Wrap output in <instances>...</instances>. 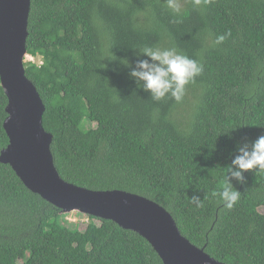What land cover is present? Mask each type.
Returning a JSON list of instances; mask_svg holds the SVG:
<instances>
[{
	"label": "trees",
	"instance_id": "1",
	"mask_svg": "<svg viewBox=\"0 0 264 264\" xmlns=\"http://www.w3.org/2000/svg\"><path fill=\"white\" fill-rule=\"evenodd\" d=\"M177 3L30 0L26 53L38 61L23 64L54 165L74 185L158 204L218 261L264 264V171L232 181L241 194L231 208L218 195L238 145L264 133V0ZM144 47L203 66L179 102L153 99L129 76ZM7 102L0 81V151ZM61 212L0 161V264H163L135 231L92 215L80 230Z\"/></svg>",
	"mask_w": 264,
	"mask_h": 264
},
{
	"label": "water",
	"instance_id": "2",
	"mask_svg": "<svg viewBox=\"0 0 264 264\" xmlns=\"http://www.w3.org/2000/svg\"><path fill=\"white\" fill-rule=\"evenodd\" d=\"M30 0H0V81L7 96L3 127L9 142L0 151L33 192L63 211L78 210L111 219L144 237L163 264H225L180 234L172 216L158 204L122 190H92L62 179L50 150L52 135L42 125L44 105L25 75Z\"/></svg>",
	"mask_w": 264,
	"mask_h": 264
},
{
	"label": "clouds",
	"instance_id": "3",
	"mask_svg": "<svg viewBox=\"0 0 264 264\" xmlns=\"http://www.w3.org/2000/svg\"><path fill=\"white\" fill-rule=\"evenodd\" d=\"M196 2L199 3L200 0ZM168 7L175 12L180 11L177 0H168ZM223 39V36L219 37L218 42ZM138 54H143L147 59H137L135 67H131L129 76L137 87L150 93L155 100H161L170 94L179 102L184 96L185 86L203 71V66L198 61L178 53L174 48L144 47L139 49ZM28 60L33 61V57ZM123 64L130 67L127 59ZM226 134L230 135V130ZM253 169L264 171V133L251 141L250 145L245 141L237 147V154L227 169L222 190L218 193L227 208H231L241 194L233 186L232 181L245 183L244 172ZM191 199L199 206L198 195H193Z\"/></svg>",
	"mask_w": 264,
	"mask_h": 264
},
{
	"label": "rangeland",
	"instance_id": "4",
	"mask_svg": "<svg viewBox=\"0 0 264 264\" xmlns=\"http://www.w3.org/2000/svg\"><path fill=\"white\" fill-rule=\"evenodd\" d=\"M30 57H26L25 60H28ZM33 61H38L37 58H33ZM62 218L65 220V223L68 225H74L80 230H84L88 224L87 214H84L78 210L63 211Z\"/></svg>",
	"mask_w": 264,
	"mask_h": 264
}]
</instances>
